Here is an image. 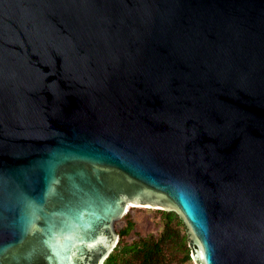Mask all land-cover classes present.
<instances>
[{
    "label": "water",
    "instance_id": "1",
    "mask_svg": "<svg viewBox=\"0 0 264 264\" xmlns=\"http://www.w3.org/2000/svg\"><path fill=\"white\" fill-rule=\"evenodd\" d=\"M129 206L264 264V0H0V264H104Z\"/></svg>",
    "mask_w": 264,
    "mask_h": 264
},
{
    "label": "trees",
    "instance_id": "2",
    "mask_svg": "<svg viewBox=\"0 0 264 264\" xmlns=\"http://www.w3.org/2000/svg\"><path fill=\"white\" fill-rule=\"evenodd\" d=\"M159 211L163 230L158 236L149 234L132 243L126 242L125 238L135 227L130 221L118 232L119 243L104 264H175L177 253L181 254L179 264L191 260L189 233L184 220L176 212Z\"/></svg>",
    "mask_w": 264,
    "mask_h": 264
},
{
    "label": "rangeland",
    "instance_id": "3",
    "mask_svg": "<svg viewBox=\"0 0 264 264\" xmlns=\"http://www.w3.org/2000/svg\"><path fill=\"white\" fill-rule=\"evenodd\" d=\"M130 221L134 223L135 227L125 238V241L129 243L149 234L158 236L163 230L162 215L158 209L153 207L131 206V208L127 210L126 215L116 222V231L119 232L127 227ZM180 257L181 254L177 253L175 264L180 263H178ZM185 264H194V262L191 258V260Z\"/></svg>",
    "mask_w": 264,
    "mask_h": 264
},
{
    "label": "bare ground",
    "instance_id": "4",
    "mask_svg": "<svg viewBox=\"0 0 264 264\" xmlns=\"http://www.w3.org/2000/svg\"><path fill=\"white\" fill-rule=\"evenodd\" d=\"M131 208V206H129V208L128 209H130Z\"/></svg>",
    "mask_w": 264,
    "mask_h": 264
}]
</instances>
